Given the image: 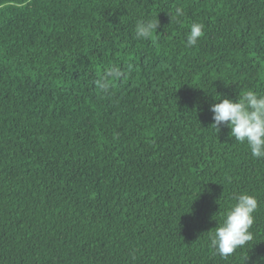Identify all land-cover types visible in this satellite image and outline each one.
<instances>
[{"label": "trees", "instance_id": "obj_1", "mask_svg": "<svg viewBox=\"0 0 264 264\" xmlns=\"http://www.w3.org/2000/svg\"><path fill=\"white\" fill-rule=\"evenodd\" d=\"M247 90L264 94V0H0V264H264V159L210 111ZM240 193L254 239L221 257Z\"/></svg>", "mask_w": 264, "mask_h": 264}, {"label": "clouds", "instance_id": "obj_2", "mask_svg": "<svg viewBox=\"0 0 264 264\" xmlns=\"http://www.w3.org/2000/svg\"><path fill=\"white\" fill-rule=\"evenodd\" d=\"M185 15L182 7H176L169 13L170 22H180ZM160 25L156 19H139L134 28L138 40L152 39ZM204 24L193 22L187 33L185 46L194 47L204 35ZM123 73L115 65L105 68L104 74L95 83L102 92H107L110 82L122 77ZM210 107L212 126L218 132L222 127L231 129L230 136L237 142L246 144L252 157L264 159V94L247 90L238 99L221 98ZM235 203L227 210L225 217L209 237L210 248L221 257L232 255L254 239L250 231L254 223V212L258 208L255 196L240 193L234 197Z\"/></svg>", "mask_w": 264, "mask_h": 264}]
</instances>
